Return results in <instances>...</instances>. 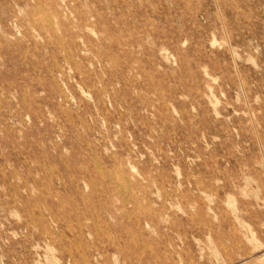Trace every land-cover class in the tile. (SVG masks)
<instances>
[{
  "label": "rangeland",
  "instance_id": "1",
  "mask_svg": "<svg viewBox=\"0 0 264 264\" xmlns=\"http://www.w3.org/2000/svg\"><path fill=\"white\" fill-rule=\"evenodd\" d=\"M0 264H264V0H0Z\"/></svg>",
  "mask_w": 264,
  "mask_h": 264
}]
</instances>
